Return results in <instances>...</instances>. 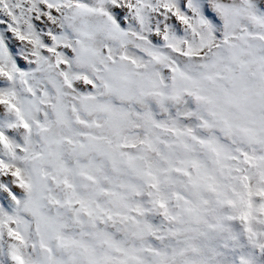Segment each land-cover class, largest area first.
<instances>
[{"label":"snow or ice","instance_id":"snow-or-ice-1","mask_svg":"<svg viewBox=\"0 0 264 264\" xmlns=\"http://www.w3.org/2000/svg\"><path fill=\"white\" fill-rule=\"evenodd\" d=\"M0 264H264V0H0Z\"/></svg>","mask_w":264,"mask_h":264}]
</instances>
